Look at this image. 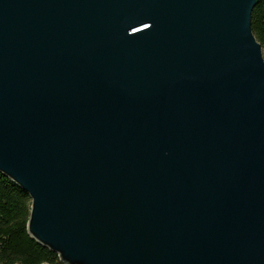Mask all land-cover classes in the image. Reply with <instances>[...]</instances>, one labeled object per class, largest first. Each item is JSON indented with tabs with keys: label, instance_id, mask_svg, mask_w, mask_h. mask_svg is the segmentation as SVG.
<instances>
[{
	"label": "water",
	"instance_id": "95a60500",
	"mask_svg": "<svg viewBox=\"0 0 264 264\" xmlns=\"http://www.w3.org/2000/svg\"><path fill=\"white\" fill-rule=\"evenodd\" d=\"M258 2L0 0V173L34 240L63 264H264Z\"/></svg>",
	"mask_w": 264,
	"mask_h": 264
},
{
	"label": "trees",
	"instance_id": "16d2710c",
	"mask_svg": "<svg viewBox=\"0 0 264 264\" xmlns=\"http://www.w3.org/2000/svg\"><path fill=\"white\" fill-rule=\"evenodd\" d=\"M252 29L264 51V0L252 12ZM32 200L0 173V262L2 264H63L57 253L28 233Z\"/></svg>",
	"mask_w": 264,
	"mask_h": 264
}]
</instances>
